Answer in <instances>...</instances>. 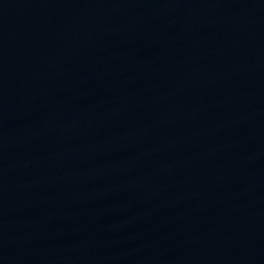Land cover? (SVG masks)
Segmentation results:
<instances>
[{"label":"water","instance_id":"1","mask_svg":"<svg viewBox=\"0 0 264 264\" xmlns=\"http://www.w3.org/2000/svg\"><path fill=\"white\" fill-rule=\"evenodd\" d=\"M0 264H264V0H0Z\"/></svg>","mask_w":264,"mask_h":264}]
</instances>
